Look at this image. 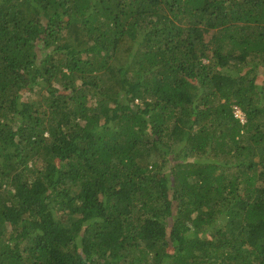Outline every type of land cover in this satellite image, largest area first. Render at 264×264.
I'll use <instances>...</instances> for the list:
<instances>
[{"label":"trees","instance_id":"obj_1","mask_svg":"<svg viewBox=\"0 0 264 264\" xmlns=\"http://www.w3.org/2000/svg\"><path fill=\"white\" fill-rule=\"evenodd\" d=\"M0 264H264V0H0Z\"/></svg>","mask_w":264,"mask_h":264},{"label":"built area","instance_id":"obj_2","mask_svg":"<svg viewBox=\"0 0 264 264\" xmlns=\"http://www.w3.org/2000/svg\"><path fill=\"white\" fill-rule=\"evenodd\" d=\"M234 110H235V114H236V116L239 117V118H241V120H243L244 115H243V113L240 111V109H239L238 107H235Z\"/></svg>","mask_w":264,"mask_h":264},{"label":"clouds","instance_id":"obj_3","mask_svg":"<svg viewBox=\"0 0 264 264\" xmlns=\"http://www.w3.org/2000/svg\"><path fill=\"white\" fill-rule=\"evenodd\" d=\"M235 108V107H234ZM239 108V107H238ZM240 109V108H239ZM240 111H241V109H240ZM242 112V111H241ZM234 113H235V110H234ZM243 113V112H242ZM236 115V114H235ZM243 115H244V113H243ZM237 117V116H236ZM237 118H239V117H237ZM240 120H241V118H239ZM242 122H245V115H244V118H243V120H241Z\"/></svg>","mask_w":264,"mask_h":264}]
</instances>
